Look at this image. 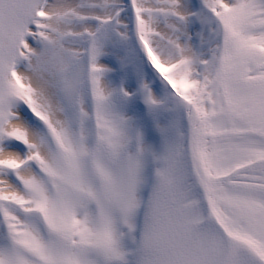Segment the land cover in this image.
<instances>
[{"label":"snow or ice","instance_id":"1","mask_svg":"<svg viewBox=\"0 0 264 264\" xmlns=\"http://www.w3.org/2000/svg\"><path fill=\"white\" fill-rule=\"evenodd\" d=\"M0 264H264V0H0Z\"/></svg>","mask_w":264,"mask_h":264}]
</instances>
